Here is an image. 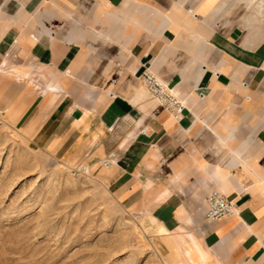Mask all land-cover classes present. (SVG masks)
Listing matches in <instances>:
<instances>
[{
  "label": "crops",
  "instance_id": "1",
  "mask_svg": "<svg viewBox=\"0 0 264 264\" xmlns=\"http://www.w3.org/2000/svg\"><path fill=\"white\" fill-rule=\"evenodd\" d=\"M0 107L30 147L106 168L183 264L196 245L198 264H264V0H0ZM213 190L235 208L218 222Z\"/></svg>",
  "mask_w": 264,
  "mask_h": 264
},
{
  "label": "rangeland",
  "instance_id": "2",
  "mask_svg": "<svg viewBox=\"0 0 264 264\" xmlns=\"http://www.w3.org/2000/svg\"><path fill=\"white\" fill-rule=\"evenodd\" d=\"M111 176L104 167L66 165L6 124L0 129V264H179L183 257L156 234L147 213L118 200Z\"/></svg>",
  "mask_w": 264,
  "mask_h": 264
},
{
  "label": "built area",
  "instance_id": "3",
  "mask_svg": "<svg viewBox=\"0 0 264 264\" xmlns=\"http://www.w3.org/2000/svg\"><path fill=\"white\" fill-rule=\"evenodd\" d=\"M142 82L154 99L162 108L179 117L184 110V104L180 98L174 94L163 81L152 71L146 70L141 76ZM203 97L204 94H201ZM7 110L0 107V129L7 124ZM108 164V163H107ZM78 171L73 175L77 176ZM235 211L233 202L230 198L219 190H213L206 199L205 218L211 222H218L230 217Z\"/></svg>",
  "mask_w": 264,
  "mask_h": 264
},
{
  "label": "bare ground",
  "instance_id": "4",
  "mask_svg": "<svg viewBox=\"0 0 264 264\" xmlns=\"http://www.w3.org/2000/svg\"><path fill=\"white\" fill-rule=\"evenodd\" d=\"M262 10H263L262 8H260V9L258 10V13L261 14V15L263 14V11H262ZM157 231H158L159 233H164V232H166L167 230H166L164 227H159ZM196 251L199 253V258H197L196 255H195V252H196ZM181 252H182V251H177L176 255H178V256H180V257H181V256L183 257V254H182ZM186 253H187L186 256L189 255V256H190V259H191L195 264H198L199 259H205V257H206L205 252L200 248L199 245H196V249H189ZM178 256H177V257H178ZM180 257H178V258H180ZM180 264H183V261H181Z\"/></svg>",
  "mask_w": 264,
  "mask_h": 264
}]
</instances>
